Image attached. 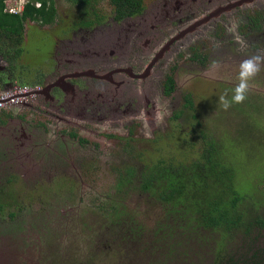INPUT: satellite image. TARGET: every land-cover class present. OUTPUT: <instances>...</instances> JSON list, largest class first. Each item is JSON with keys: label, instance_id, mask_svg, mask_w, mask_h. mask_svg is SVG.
I'll list each match as a JSON object with an SVG mask.
<instances>
[{"label": "rangeland", "instance_id": "obj_1", "mask_svg": "<svg viewBox=\"0 0 264 264\" xmlns=\"http://www.w3.org/2000/svg\"><path fill=\"white\" fill-rule=\"evenodd\" d=\"M146 1H153L147 10L169 11L162 9L164 0ZM67 2L58 0L56 5L66 8ZM261 4L264 1L223 13L217 26L214 19L187 36L182 46H173L155 66V77L149 79L154 106L146 108L149 114H140L143 129L136 127L139 116H131L135 130L128 129L127 123L126 133L120 126L92 122L65 125L25 109V104L9 106L7 110L22 113L31 124L22 125V130L12 135L16 124L8 122L0 127V133L4 131L2 146L7 148V158L1 159L0 140V171L8 173L9 178L0 184L4 211L0 214V264H152L156 256L147 257L148 250L143 247L157 244V236L151 233L164 217V205L151 191H143L136 178L124 185L120 182H124L129 167L137 174L139 167L152 171L160 165H171L172 172L190 168L201 156L203 136H214L229 147L238 187L249 197L241 208L264 213V65L249 82L243 103L232 104L225 111L217 101L220 94L238 83L242 60L257 53L264 55V32L254 31L252 35L240 26L243 20L239 21L241 13L246 14L244 19L250 15L264 19V13L255 12ZM32 26L45 28L28 21L24 32L31 31ZM32 35L34 44L38 34L29 37ZM24 38L27 40V35ZM32 44L26 49L29 56L19 59L23 69L27 63H34L31 69H35L44 62L32 59ZM194 53L203 57L202 63L191 59ZM159 69L160 73L174 70L175 89L168 97L160 95V86L157 90L153 86L159 81ZM36 76L26 78L33 80ZM231 94L229 91V99ZM186 97L191 99L192 109L185 108ZM178 112L179 116L173 117ZM38 123L47 127L45 134ZM67 129L78 137L65 138L61 132ZM156 132L161 136L152 143L150 137ZM79 137L88 143L81 144ZM147 163L155 168L150 170ZM252 234L258 236L255 244L262 247L264 231ZM209 239L202 250L197 247L201 258H195L189 250H178L185 255H177L172 264H212L213 248L234 252L237 248L248 250L253 244L245 242L241 233L236 234L233 244L218 234L209 235ZM158 250L162 251L156 248L155 253Z\"/></svg>", "mask_w": 264, "mask_h": 264}, {"label": "flooded vegetation", "instance_id": "obj_2", "mask_svg": "<svg viewBox=\"0 0 264 264\" xmlns=\"http://www.w3.org/2000/svg\"><path fill=\"white\" fill-rule=\"evenodd\" d=\"M56 1L58 0H46V10H50L51 6L54 12L49 21L27 20L24 23L25 25L28 21L35 22L45 28L32 26L31 31L23 30L22 52L18 53L15 42L6 40L0 32V92L12 89L15 83L20 84L19 80H25L30 86L38 87L32 99L20 102L25 104V109L38 111L52 118V121L65 125H80L79 121L92 122L96 125L120 126L125 128L127 133L129 128H133L131 131L135 130V126L131 124L134 122L131 121V116H139L140 119L141 113L144 116L149 114L145 111L146 108L151 104L154 106L149 79L155 77V66L174 45L182 46L187 36L214 19L216 21L213 24L217 26L223 13L240 9L244 5L252 6L264 0H245L242 3H238L240 0H164L162 9L165 7L170 12H160L159 9L150 11L147 8L153 1L147 3L146 0H133L130 3H138V8L134 7L135 10L130 13L127 12V0H67L69 2L66 3V8L58 7ZM29 2L35 7L42 6V1L38 0H27L25 5ZM76 5L79 6L78 9ZM90 5L94 8L90 9ZM263 6H256L261 9L257 8L255 12L264 13ZM70 8L73 11L69 10ZM215 9H219L217 15L210 16ZM69 12L76 14L71 16ZM197 13L200 14L196 16ZM245 16V13H241V27H246L252 35L254 31L258 34L264 32L263 18L250 15L244 19ZM30 34H38L34 44V36L29 37ZM24 35H27V40ZM29 44L34 45L35 49V52L30 54L32 59L35 62L38 58L44 60L38 63L35 69H31L34 63H27L30 69L27 65H23L27 68H21L19 63L22 56H29L26 51ZM138 45L139 48H136ZM191 59L203 62V57L199 58L196 53ZM160 70L156 75L159 81L156 80L153 86H157L155 90L160 86V95L168 97L175 89L172 73L174 70L169 73H160ZM28 76L36 77L29 80L26 78ZM186 99L185 108L192 109V101L186 106ZM8 107H0V127L13 122L16 126L11 130L12 135L18 129L22 130V125L28 126L30 121L25 119L22 113L19 115L7 110ZM175 116L178 117L179 112L173 115ZM137 122L136 127L143 129L145 125L142 120ZM37 127H41V130H44L42 133H46L47 127L43 123H38ZM61 134L65 138L78 137L74 131L68 129ZM3 136L4 131L0 133L1 146ZM9 136L10 133L7 137ZM160 136L156 132V136L150 137L151 142H155ZM78 141L81 144L88 143V140L82 137H79ZM13 145H16V142ZM93 145L98 147L95 143ZM127 156H130L128 151ZM146 168L139 167V173ZM123 181L120 185L129 182L127 170ZM1 182L2 180L0 184L5 183Z\"/></svg>", "mask_w": 264, "mask_h": 264}, {"label": "trees", "instance_id": "obj_3", "mask_svg": "<svg viewBox=\"0 0 264 264\" xmlns=\"http://www.w3.org/2000/svg\"><path fill=\"white\" fill-rule=\"evenodd\" d=\"M38 1H42L41 7H35L29 2L21 13L12 14L5 11V0H0V32L6 40L15 42L18 53L23 50L24 23L27 20L47 22L54 14L51 6L50 10H46V0ZM116 1L118 0H113ZM130 1L133 0H127L129 13L135 10L134 7L138 8V3ZM18 82L29 84L25 80ZM169 86L172 89V83ZM190 104L191 100L187 98L186 106ZM202 140L201 156L190 168L184 167L181 170L179 168L172 172L171 165L168 167L160 165L152 171L142 169L139 174L134 168H127V181L136 178L139 187L143 191H151L165 208L163 219L151 233L152 236H157V244L144 246L143 249L148 250V254L145 255L156 256L152 258V264L175 263L177 255L180 257L185 255L178 250L185 252L189 250L192 256L201 258V252L197 247L202 250L208 245L209 235L218 234L219 238L227 239L233 244L236 234L241 233L245 242L253 243L249 249L237 248L234 252H229L227 248H223L224 250L221 247L213 248L212 264H264V245L262 247L256 245L258 236L252 234L264 231V213L241 208L249 197L238 187L230 149L224 141L214 136H203ZM1 149L3 150L1 159L7 158L6 146H2ZM149 168L154 169L155 165ZM5 174L0 171V179L5 181L8 173ZM0 197L2 198L1 194ZM2 208L3 204L0 203V214L4 212ZM10 216H13V213H10ZM130 231L133 234L134 231ZM191 243L195 244L189 248ZM156 248H160L162 253L160 250L155 253Z\"/></svg>", "mask_w": 264, "mask_h": 264}, {"label": "clouds", "instance_id": "obj_4", "mask_svg": "<svg viewBox=\"0 0 264 264\" xmlns=\"http://www.w3.org/2000/svg\"><path fill=\"white\" fill-rule=\"evenodd\" d=\"M214 66H218L216 61H213ZM264 65V55L259 53L249 56L242 60L239 64L238 83L233 89L225 90L220 94L218 103L226 111L232 104L243 103L247 99L249 91V82L252 81L262 70ZM229 91L232 93L229 99Z\"/></svg>", "mask_w": 264, "mask_h": 264}, {"label": "built area", "instance_id": "obj_5", "mask_svg": "<svg viewBox=\"0 0 264 264\" xmlns=\"http://www.w3.org/2000/svg\"><path fill=\"white\" fill-rule=\"evenodd\" d=\"M26 2L27 0H5V11L19 14ZM37 89V85L30 86L15 83L12 89L0 92V107L10 106L32 99Z\"/></svg>", "mask_w": 264, "mask_h": 264}, {"label": "water", "instance_id": "obj_6", "mask_svg": "<svg viewBox=\"0 0 264 264\" xmlns=\"http://www.w3.org/2000/svg\"><path fill=\"white\" fill-rule=\"evenodd\" d=\"M244 1H245V0H243V1L240 0L238 3H242V2H244ZM226 8H228V7H226ZM226 8H225V9H226ZM218 10H219V9H215V10L210 14V16H215V15H217Z\"/></svg>", "mask_w": 264, "mask_h": 264}]
</instances>
